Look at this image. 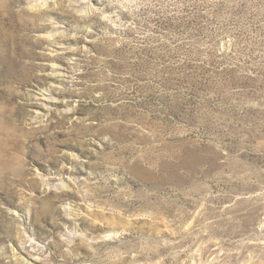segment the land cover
Segmentation results:
<instances>
[{
    "label": "rangeland",
    "instance_id": "rangeland-1",
    "mask_svg": "<svg viewBox=\"0 0 264 264\" xmlns=\"http://www.w3.org/2000/svg\"><path fill=\"white\" fill-rule=\"evenodd\" d=\"M0 264H264V0H0Z\"/></svg>",
    "mask_w": 264,
    "mask_h": 264
}]
</instances>
